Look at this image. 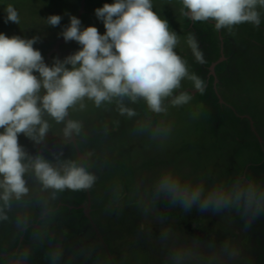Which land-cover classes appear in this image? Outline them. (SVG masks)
Returning a JSON list of instances; mask_svg holds the SVG:
<instances>
[{
	"label": "rangeland",
	"instance_id": "obj_1",
	"mask_svg": "<svg viewBox=\"0 0 264 264\" xmlns=\"http://www.w3.org/2000/svg\"><path fill=\"white\" fill-rule=\"evenodd\" d=\"M112 3L0 0V33L39 37L33 47L51 66L81 49L75 41L55 49L69 17L103 35L95 10ZM151 3L177 34L174 51L186 60L189 75L204 82V91L185 77L165 98L163 113L151 112L142 98L114 97L96 106L85 97L68 109L64 122L44 113L49 128L43 138L37 132L39 142L18 134L27 156L43 157L57 170L75 162L94 182L80 190L47 188L26 159L27 193L0 199V257L8 264H264V6H256L259 25L217 30L214 20L194 22L184 15L182 0ZM9 4L18 24L5 22ZM50 15L62 16L61 24L48 25ZM189 34L203 62L193 54ZM181 92L190 101L172 105ZM121 106L136 115H121ZM68 120L80 124L71 136L64 133ZM165 179L185 188H222L233 199L219 212H184L159 191Z\"/></svg>",
	"mask_w": 264,
	"mask_h": 264
},
{
	"label": "clouds",
	"instance_id": "obj_2",
	"mask_svg": "<svg viewBox=\"0 0 264 264\" xmlns=\"http://www.w3.org/2000/svg\"><path fill=\"white\" fill-rule=\"evenodd\" d=\"M264 0H182L183 9L192 21L214 20L217 30L251 22L260 24L257 5ZM98 20L103 22L106 32L101 35L94 26L82 28L75 16L60 35L65 42L75 41L81 49L63 60L54 59L48 66L41 52L34 49L39 37L24 39L7 37L0 33V199L8 201L27 193L24 175L31 160V167L47 188L80 190L90 188L94 176L85 167L67 162L62 170L54 168L43 157H29L18 142V134H26L37 140V132L43 138L49 124L44 113L57 123L64 122L68 109L87 97L100 106L114 97H128L132 102L143 99L153 113H163L167 108L164 100L180 88L181 80L188 77L194 87L204 91V82L195 74L189 75L186 60L175 51L177 34L169 30L166 19L162 20L153 10L151 0H114L95 10ZM62 16L50 15L47 23L59 26ZM5 22L18 24V12L9 4ZM189 45L199 62L203 53L192 34ZM33 73H38L37 75ZM46 94L40 95L41 89ZM191 96L181 92L171 103L187 104ZM83 107V105H81ZM121 115L129 117L136 112L120 107ZM37 126L39 128L37 129ZM77 121L68 120L65 136L79 131ZM37 142H39L37 140ZM62 155V154H61ZM59 159V157H57ZM159 191L171 195L182 211L190 212L194 207L199 213L219 212L233 199L231 193L222 188L209 190L202 185L182 187L178 182L165 179ZM241 195H246L243 190Z\"/></svg>",
	"mask_w": 264,
	"mask_h": 264
},
{
	"label": "flooded vegetation",
	"instance_id": "obj_3",
	"mask_svg": "<svg viewBox=\"0 0 264 264\" xmlns=\"http://www.w3.org/2000/svg\"><path fill=\"white\" fill-rule=\"evenodd\" d=\"M198 227H199V224H196V223H192V224H190V229H191V230H197Z\"/></svg>",
	"mask_w": 264,
	"mask_h": 264
},
{
	"label": "water",
	"instance_id": "obj_4",
	"mask_svg": "<svg viewBox=\"0 0 264 264\" xmlns=\"http://www.w3.org/2000/svg\"><path fill=\"white\" fill-rule=\"evenodd\" d=\"M63 42H65L64 39L58 41V42L55 44V49L58 50L60 44H62Z\"/></svg>",
	"mask_w": 264,
	"mask_h": 264
},
{
	"label": "trees",
	"instance_id": "obj_5",
	"mask_svg": "<svg viewBox=\"0 0 264 264\" xmlns=\"http://www.w3.org/2000/svg\"><path fill=\"white\" fill-rule=\"evenodd\" d=\"M0 264H8L5 257H0ZM14 264V263H13Z\"/></svg>",
	"mask_w": 264,
	"mask_h": 264
}]
</instances>
